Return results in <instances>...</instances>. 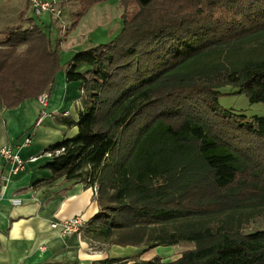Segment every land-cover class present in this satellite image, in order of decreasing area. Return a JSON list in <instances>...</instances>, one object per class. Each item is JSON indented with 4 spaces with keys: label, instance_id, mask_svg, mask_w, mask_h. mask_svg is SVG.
<instances>
[{
    "label": "trees",
    "instance_id": "16d2710c",
    "mask_svg": "<svg viewBox=\"0 0 264 264\" xmlns=\"http://www.w3.org/2000/svg\"><path fill=\"white\" fill-rule=\"evenodd\" d=\"M75 1L80 18L105 0ZM118 1L119 33L64 67L61 39L54 46L34 19L6 28L1 107L46 93L63 68L80 82L77 133L44 153L49 182L96 187L85 235L142 253L191 246L174 260L102 264H264V228L247 231L264 215V117L219 105L225 93L264 106V0Z\"/></svg>",
    "mask_w": 264,
    "mask_h": 264
},
{
    "label": "crops",
    "instance_id": "0c3cea01",
    "mask_svg": "<svg viewBox=\"0 0 264 264\" xmlns=\"http://www.w3.org/2000/svg\"><path fill=\"white\" fill-rule=\"evenodd\" d=\"M76 52L71 51L67 60ZM59 59L63 67L68 62ZM86 69L80 66L78 71ZM44 94L45 104L39 97L10 109L0 104V148L10 145L26 161L22 170L10 173L0 185V264H102L110 258H129V263L148 259L145 253L156 251L158 246L142 253V246L109 245L85 233L63 235L51 227L53 222L76 215L92 220L98 206L93 187L82 180L58 178L49 182L47 164L51 157L44 153L48 146L77 133L80 82L66 81L62 68ZM0 172H10L1 155Z\"/></svg>",
    "mask_w": 264,
    "mask_h": 264
},
{
    "label": "rangeland",
    "instance_id": "374dc122",
    "mask_svg": "<svg viewBox=\"0 0 264 264\" xmlns=\"http://www.w3.org/2000/svg\"><path fill=\"white\" fill-rule=\"evenodd\" d=\"M49 1H54L61 9L60 22L51 19L49 14L34 16L29 9L28 0H0V41L7 37L6 28L30 26L31 22L28 21V17H30L49 35L54 46L57 40L61 39L58 52L62 62H65L71 51L107 43L121 30L123 9L118 0L97 2L80 18L76 17L79 8L75 0ZM135 11V5L130 6L127 16L130 17ZM24 16L25 19H23ZM74 21H76L75 26L72 27ZM60 23L65 26L64 32H62ZM61 35L62 37H60ZM219 91L224 93L233 91V89L226 86L220 88ZM219 105L246 117H264V106L261 103H250L244 95L224 93L219 98ZM261 228H264V215L251 221L247 226V231ZM190 248L191 246L188 244L158 246L156 251L146 252L145 257L151 259L152 257L149 256L157 255L166 260H174L180 256L182 251Z\"/></svg>",
    "mask_w": 264,
    "mask_h": 264
},
{
    "label": "built area",
    "instance_id": "2783aa9c",
    "mask_svg": "<svg viewBox=\"0 0 264 264\" xmlns=\"http://www.w3.org/2000/svg\"><path fill=\"white\" fill-rule=\"evenodd\" d=\"M28 6L34 16H41L43 14H49L53 20H61V9L54 1L49 0H28ZM61 24V23H60ZM63 24V23H62ZM61 24L62 32L65 30V26ZM62 37V35L60 36ZM43 104L47 101V96L42 94L39 96ZM26 143L29 142L27 139ZM49 156L50 154L47 153ZM0 155L10 166V172L8 174L0 172V185L8 180L10 173H16L25 167L26 161L20 158L14 153L12 146L4 145L0 148ZM96 193V187H93ZM14 203H18V200H14ZM51 227L59 229L63 235L84 233L89 227V221H86L82 216L76 215L70 218H66L57 222H53Z\"/></svg>",
    "mask_w": 264,
    "mask_h": 264
}]
</instances>
